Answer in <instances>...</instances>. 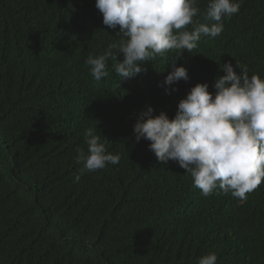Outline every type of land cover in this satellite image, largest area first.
Segmentation results:
<instances>
[{
    "label": "trees",
    "instance_id": "16d2710c",
    "mask_svg": "<svg viewBox=\"0 0 264 264\" xmlns=\"http://www.w3.org/2000/svg\"><path fill=\"white\" fill-rule=\"evenodd\" d=\"M223 27L131 79L109 61L97 84L87 57L120 37L95 0H0V264H196L209 252L216 264H264V181L245 201L206 198L176 162L159 163L133 136L147 107L171 119L197 83L214 92L218 64L264 78V0H242ZM172 64L189 80L165 94ZM89 128L121 159L75 182V150H86Z\"/></svg>",
    "mask_w": 264,
    "mask_h": 264
},
{
    "label": "clouds",
    "instance_id": "9594fccd",
    "mask_svg": "<svg viewBox=\"0 0 264 264\" xmlns=\"http://www.w3.org/2000/svg\"><path fill=\"white\" fill-rule=\"evenodd\" d=\"M95 0L102 23L116 30L117 43L108 45L100 55H89L86 64L97 84L109 76V61L121 79L140 74L142 65L158 56L175 51L177 55L192 52L201 36L217 38L224 30L223 22L240 10L242 0ZM198 17H202L203 22ZM122 59L118 60L117 57ZM230 62L218 64L223 72L213 82L197 83L177 104L170 119L161 111L153 115L147 107L134 125L133 136L138 143L148 141V149L159 163L174 161L190 175L192 186L201 195H228L241 201L264 181V78L249 76L247 66ZM189 80L183 66L172 64L165 76V94L169 87ZM85 148L75 151L82 168L74 175L79 182L85 173H95L108 165H116L121 157L108 151L107 141L96 128L84 132ZM217 255L209 252L196 264H216Z\"/></svg>",
    "mask_w": 264,
    "mask_h": 264
}]
</instances>
